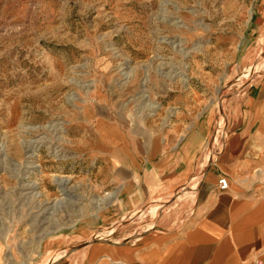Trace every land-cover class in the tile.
Returning a JSON list of instances; mask_svg holds the SVG:
<instances>
[{"label": "rangeland", "instance_id": "374dc122", "mask_svg": "<svg viewBox=\"0 0 264 264\" xmlns=\"http://www.w3.org/2000/svg\"><path fill=\"white\" fill-rule=\"evenodd\" d=\"M263 10L0 0V264H78L92 244L188 221L196 181L124 208L94 140L173 128L218 148L237 96L264 73Z\"/></svg>", "mask_w": 264, "mask_h": 264}, {"label": "crops", "instance_id": "0c3cea01", "mask_svg": "<svg viewBox=\"0 0 264 264\" xmlns=\"http://www.w3.org/2000/svg\"><path fill=\"white\" fill-rule=\"evenodd\" d=\"M125 130L99 134L92 151L120 188L118 203L138 208L196 181L190 217L124 244L87 246L78 264H264V73L237 96L218 148L195 130Z\"/></svg>", "mask_w": 264, "mask_h": 264}, {"label": "built area", "instance_id": "2783aa9c", "mask_svg": "<svg viewBox=\"0 0 264 264\" xmlns=\"http://www.w3.org/2000/svg\"><path fill=\"white\" fill-rule=\"evenodd\" d=\"M217 187L220 191H226L229 187L227 179L225 177L220 178L217 181Z\"/></svg>", "mask_w": 264, "mask_h": 264}]
</instances>
